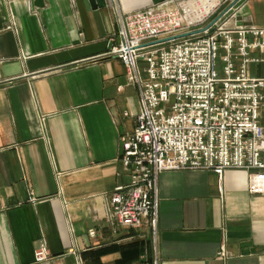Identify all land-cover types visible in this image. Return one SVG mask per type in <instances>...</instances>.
Instances as JSON below:
<instances>
[{"label": "crops", "instance_id": "obj_1", "mask_svg": "<svg viewBox=\"0 0 264 264\" xmlns=\"http://www.w3.org/2000/svg\"><path fill=\"white\" fill-rule=\"evenodd\" d=\"M219 1L264 27V0ZM102 2L0 0V264H264V193L240 170L163 171L155 230L110 220L108 197L129 180L119 139L140 102L105 55L119 37ZM41 241L49 258L35 262Z\"/></svg>", "mask_w": 264, "mask_h": 264}, {"label": "built area", "instance_id": "obj_2", "mask_svg": "<svg viewBox=\"0 0 264 264\" xmlns=\"http://www.w3.org/2000/svg\"><path fill=\"white\" fill-rule=\"evenodd\" d=\"M108 1L119 39L105 55L125 65L140 102L133 130L119 139L129 180L108 197L110 220L155 230L157 180L168 170H210L219 177L227 169L240 170L249 191L264 193V75L250 74L252 64L264 63V27L242 23L239 8L220 11L219 0L200 17L199 0H164L131 11ZM213 19L202 31L177 36ZM33 254L35 262L49 258L43 241Z\"/></svg>", "mask_w": 264, "mask_h": 264}, {"label": "rangeland", "instance_id": "obj_3", "mask_svg": "<svg viewBox=\"0 0 264 264\" xmlns=\"http://www.w3.org/2000/svg\"><path fill=\"white\" fill-rule=\"evenodd\" d=\"M215 3H216V2H215ZM188 4H189V5H193V2L190 1V2H188ZM199 4H200V0H199ZM199 4H198V5H199ZM197 7H198V6H197ZM222 53H223V51H222V50H219L218 57H217V59H216V69H217V71H218V75H219V76L222 75V72H221V68H222L221 54H222ZM138 66H139V68H140V70H141V72H142L143 68L145 67V64L142 62L141 59H139V61H138ZM257 66H258V68L260 69L259 74L254 73V72H251L250 74H251V75H264V63H261V64H259V65H256V64H252V65H251L252 68L257 67ZM141 76H142L143 79L146 78V75H145L144 72L141 73ZM260 111H261V114H262V120H261V121H262V123L264 124V107H261V108H260Z\"/></svg>", "mask_w": 264, "mask_h": 264}, {"label": "water", "instance_id": "obj_4", "mask_svg": "<svg viewBox=\"0 0 264 264\" xmlns=\"http://www.w3.org/2000/svg\"><path fill=\"white\" fill-rule=\"evenodd\" d=\"M102 1H104V0H102ZM97 2H99L98 4H100V5H103V4H104L103 2L101 3V0H97ZM214 21H215V19H213L212 21H210V22H209L206 26H204L203 28L195 29V30H192V31H189V32H186V33H183V34L177 35V36H182V35H187V34H189V33H194V32H198V31H202L204 28H207L208 26H210ZM164 40H166V38H164V39H160V40H156V41H154V42H160V41H164Z\"/></svg>", "mask_w": 264, "mask_h": 264}]
</instances>
